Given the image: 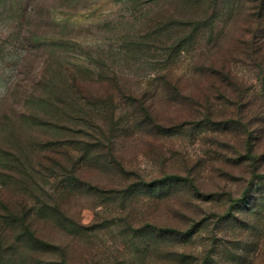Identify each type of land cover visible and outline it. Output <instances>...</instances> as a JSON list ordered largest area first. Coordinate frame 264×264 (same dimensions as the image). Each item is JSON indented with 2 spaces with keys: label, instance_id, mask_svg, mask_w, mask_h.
Masks as SVG:
<instances>
[{
  "label": "rangeland",
  "instance_id": "374dc122",
  "mask_svg": "<svg viewBox=\"0 0 264 264\" xmlns=\"http://www.w3.org/2000/svg\"><path fill=\"white\" fill-rule=\"evenodd\" d=\"M260 6V0H0V213L21 201L33 209L56 205L91 227L85 237L70 236L72 225L34 220L36 237L62 248L68 264H264ZM99 76L104 80L95 82ZM117 82L126 97L114 99L122 103L117 130L109 139L104 128L103 146H94L99 135L94 121L86 125V113L94 119L106 111L82 97L97 101ZM143 93L148 117L130 103ZM189 95L202 96L197 113L189 110ZM153 125L170 132L158 134ZM109 149L127 179L106 166L102 153ZM86 151L97 159L86 162ZM59 164L102 191L167 177L192 186L102 200L86 188L71 190ZM152 228L195 234L155 249L135 234Z\"/></svg>",
  "mask_w": 264,
  "mask_h": 264
},
{
  "label": "trees",
  "instance_id": "16d2710c",
  "mask_svg": "<svg viewBox=\"0 0 264 264\" xmlns=\"http://www.w3.org/2000/svg\"><path fill=\"white\" fill-rule=\"evenodd\" d=\"M163 1V0H162ZM165 1V0H164ZM184 4H197L198 2H201L203 0H181ZM261 1V8L259 9L261 13L258 15L257 19L259 25H261L262 20L264 19V0ZM167 32V31H166ZM264 34V31H263ZM264 36V35H263ZM102 76L97 77L95 82L103 81ZM73 85L75 86V81H73ZM109 85V84H106ZM111 85V84H110ZM171 88L174 90V92H178L177 86H171ZM111 90L105 92L103 96H101L97 101H93L92 103L87 104V96L82 97V100H86V106H101L102 108H105L106 116L101 117L98 115L96 118H88L86 113V125H88L89 122L94 121L96 128L94 130L99 135L98 140L94 143V146L101 147L103 145L101 139H106V133L104 132V128H107L109 131V139H112V137L115 135V132L117 130L118 123L117 120L114 118L116 109L119 108V110L122 111L120 105H116L114 99L117 98V96H122L123 102L126 100V97L124 96V93L121 89V86L117 82L115 86L110 88ZM77 92V91H76ZM179 93V92H178ZM77 94H79L77 92ZM81 95V94H80ZM134 97V96H133ZM145 97V93H143V96L138 98H133L130 100V103L133 104V106L136 105V107L141 110L144 116L148 117V114L146 112L145 106L142 104L143 99ZM189 98H187V102L189 104V110H191L193 113H197L196 107H198L197 102L195 100L200 99L202 96L197 97L195 95H189ZM204 100V99H202ZM89 102V101H88ZM111 106V107H110ZM112 108V110H111ZM111 110V111H109ZM190 111L187 113L189 114ZM136 111H134L133 115H131V118H136ZM98 119V120H97ZM153 128L158 134H164L166 135L168 132H170L169 129H164L161 126L153 125ZM167 130V131H166ZM114 139V138H113ZM101 142V143H99ZM103 148V147H102ZM100 149V148H98ZM112 149L107 150V152L102 153L104 155V161L106 163V166L110 167L111 169L116 171V174L120 175L121 177H125L127 179L128 173L121 167V165L114 159L112 154ZM101 152V149L97 151V153ZM94 154H89L86 151V162L89 159H97ZM100 154V156L102 155ZM99 155V154H98ZM58 169L63 170V172L66 173L65 167L62 165H58ZM68 177L64 183L67 184V186L71 190L76 189H84L86 188L87 191H90L92 194H94L98 199L104 200L107 197L113 196V197H122L123 199H129L132 197L142 196L143 191H148L149 193H154L155 190H157L159 187L166 185H174V186H180L184 182H187L186 184H190L188 181L184 179H179L177 177H167L164 178L158 182H152V183H145L143 181H139L137 183H133L128 185L123 190H116L114 188L107 189L108 191H102L101 189L97 187H92L90 185L85 184L81 181V174L80 172L76 171V169H72L67 174ZM65 176V175H64ZM192 186V185H191ZM117 187H119V184H117ZM147 194V193H145ZM107 196L104 198V196ZM147 196V195H146ZM19 207H16L12 211H7L5 209V206L3 207L2 213H0V264H68L67 256L64 253V250L60 247H53L49 245L48 243L40 240L36 237L35 231L33 230L34 220L38 217L40 218H47L51 220L52 222H55L59 224L61 222L64 226L72 225V229H69L67 233L70 236H79V237H85L86 234L90 231H92L91 227H82L80 224H77L73 220L67 218L64 216V214L60 213V210L58 206L56 205H49L42 208H28L27 203L24 201H21L18 203ZM44 208V209H43ZM46 213H42V212ZM42 213V215H41ZM44 214V215H43ZM61 217L62 220H59ZM221 220L224 221L226 224L229 221L228 213L221 217ZM136 236H139L140 238H147L150 240L148 243L153 244L154 248L157 249V246L163 244V243H174V245L182 244L184 241L191 239L195 231L194 229H191L187 232L181 233L176 230L171 229H155L152 228L151 231H136ZM138 234V235H137ZM29 254L33 255L31 258L29 257ZM46 254H53L60 257L58 261H43L39 260L38 256H45ZM179 260L184 259V255H176ZM204 264H216L214 261H211L209 263L204 262Z\"/></svg>",
  "mask_w": 264,
  "mask_h": 264
}]
</instances>
